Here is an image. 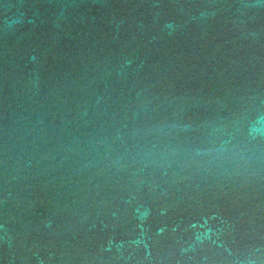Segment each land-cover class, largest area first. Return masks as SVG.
I'll use <instances>...</instances> for the list:
<instances>
[{"label": "water", "instance_id": "water-1", "mask_svg": "<svg viewBox=\"0 0 264 264\" xmlns=\"http://www.w3.org/2000/svg\"><path fill=\"white\" fill-rule=\"evenodd\" d=\"M0 264H264V0H0Z\"/></svg>", "mask_w": 264, "mask_h": 264}]
</instances>
